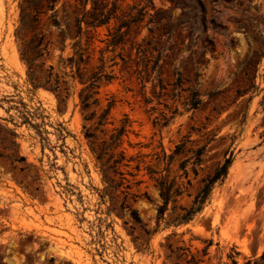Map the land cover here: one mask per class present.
I'll list each match as a JSON object with an SVG mask.
<instances>
[{"label":"rangeland","instance_id":"1","mask_svg":"<svg viewBox=\"0 0 264 264\" xmlns=\"http://www.w3.org/2000/svg\"><path fill=\"white\" fill-rule=\"evenodd\" d=\"M186 1L0 0V264H192L169 244L251 264L264 251V0ZM113 4L108 23L85 24ZM125 119L126 159L105 180L86 135L110 141ZM230 154L202 211L177 223ZM161 175L180 194L157 226Z\"/></svg>","mask_w":264,"mask_h":264},{"label":"trees","instance_id":"2","mask_svg":"<svg viewBox=\"0 0 264 264\" xmlns=\"http://www.w3.org/2000/svg\"><path fill=\"white\" fill-rule=\"evenodd\" d=\"M55 1L56 0H51V5H49L51 9H54ZM170 1L172 2L174 7H183L187 4L186 0H170ZM218 1H226V0H212L213 3H217ZM189 7L193 9L192 6L189 5ZM116 8H117L116 4H113L112 8L110 9L111 12H107V13L101 12L98 15V17H95L93 20H89L85 18L84 22L87 26H93V27L106 24L109 22L111 15L114 12V9ZM216 12H218V10H216ZM79 21H82V20H79ZM210 22L213 23L217 27H220V28L223 27L222 23H219L216 25L213 18L210 20ZM123 24L124 23H122L120 27L124 26ZM116 42H117V39H115L114 37L111 43L112 45H116ZM40 44L41 43L39 42L38 45ZM26 52H27V49L22 48V52H21L22 55L25 54ZM77 52L79 54V59L82 60L81 47H79ZM138 52H141L142 53L141 56H144V50L141 49L140 47H138ZM34 60H35V57L29 58L28 64L31 65ZM92 78H95V76H93ZM93 81L90 82V85H93ZM198 96L199 94L197 92H192L190 96L188 97L189 104L192 108H196L200 104L201 99ZM88 97H89L88 94H85L83 97H81V103H82L83 110L90 107V103L88 102ZM94 103L95 105H98V100L95 99ZM113 104L114 103L112 100L109 101L107 107H105L101 111V113L98 115V121L96 122V127L97 125L106 123L104 121L108 119ZM96 113H97V110L93 109L90 112V114L85 117V119L92 120L96 116ZM128 122H129L128 119H125L121 123L120 127L113 128V132L110 134V141L101 140L97 142L94 134L86 135L88 138H93V141L91 142L94 145L91 149H92V152L95 154L96 159L100 162L101 172L105 180H111L112 176L110 175V171L116 174L118 170L117 166H119V164H121L126 159V154H125V150L122 148V143H123V135L125 134L126 128L129 125ZM178 148L179 147L177 146L174 153H176ZM200 155H201V150L199 149L195 153L194 163L199 161ZM172 157H173V154L169 155L168 157L169 161L172 159ZM165 159H166V156H165ZM232 159H233L232 154L225 157L224 160L215 167L213 173L207 176V178L203 180V185L200 188V190L197 192V194L194 196L193 201L190 204V206L188 208H182V210H184V213L177 219V223L188 222L190 219L194 217V215L202 211L205 203H207L211 198L212 190L215 184L222 183L226 179L229 168L232 163ZM110 160H112V163H110ZM124 164L126 165V163ZM156 183L159 188L160 197L162 199V203L158 205L157 216H156L157 226H158L161 220L164 218L163 217L164 211L167 209V205L170 201L172 194L179 195L180 189L178 187L173 189V186H174L173 181L168 182L166 177L163 175L156 178ZM132 214H133L132 217L135 220H139V216L136 213V211L133 210ZM210 244L211 242L209 241V245ZM168 248L170 250V254H168L167 257L172 256V255H174L176 258L184 257V259H186L188 263H192V264H200V262H202L201 259L196 258L190 251H186V248H182V247L173 248L172 245L170 244L168 245ZM207 249H208V246L203 248V255L207 254ZM176 251H180V252L176 253ZM233 264H237L234 259H233ZM251 264H264V251L258 257L252 260Z\"/></svg>","mask_w":264,"mask_h":264}]
</instances>
